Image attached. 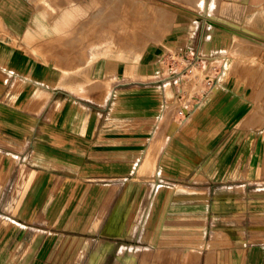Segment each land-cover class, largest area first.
<instances>
[{
    "label": "crops",
    "instance_id": "0c3cea01",
    "mask_svg": "<svg viewBox=\"0 0 264 264\" xmlns=\"http://www.w3.org/2000/svg\"><path fill=\"white\" fill-rule=\"evenodd\" d=\"M99 2L0 0V264H264L252 71L207 73L178 117L179 73L108 48Z\"/></svg>",
    "mask_w": 264,
    "mask_h": 264
},
{
    "label": "rangeland",
    "instance_id": "374dc122",
    "mask_svg": "<svg viewBox=\"0 0 264 264\" xmlns=\"http://www.w3.org/2000/svg\"><path fill=\"white\" fill-rule=\"evenodd\" d=\"M212 1L203 0L200 5L197 0H102L98 5L110 7L111 12L106 16L97 15L98 26L101 32L111 33L113 45L108 48L119 53L123 50V54L128 53L136 60L130 65L138 69L155 66L160 72L179 73L176 78L180 98L176 100L178 117H184L187 109L195 107L198 101L201 103V96L211 85L204 79L207 73H216L225 65L227 68L232 65L235 70H251L257 86L251 90L245 88L243 95L251 100L250 114L264 130V59H261L264 11L249 8L250 0H246L247 4H242L240 12L234 15L227 0H217L212 19L215 29L208 36L209 42L205 27L211 24L207 16L212 15ZM222 11H225V20H222ZM233 16L235 21L226 19ZM148 52L151 60L144 65L141 58ZM169 98L172 100L173 96ZM145 160L151 165V157ZM70 192L65 190V196ZM75 192L84 194L86 189Z\"/></svg>",
    "mask_w": 264,
    "mask_h": 264
},
{
    "label": "built area",
    "instance_id": "2783aa9c",
    "mask_svg": "<svg viewBox=\"0 0 264 264\" xmlns=\"http://www.w3.org/2000/svg\"><path fill=\"white\" fill-rule=\"evenodd\" d=\"M209 78V77H208ZM210 79V78H209Z\"/></svg>",
    "mask_w": 264,
    "mask_h": 264
}]
</instances>
